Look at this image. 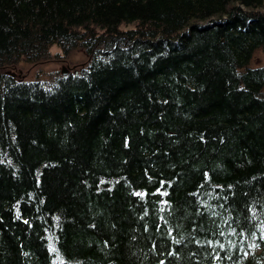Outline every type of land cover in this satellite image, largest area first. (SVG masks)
I'll list each match as a JSON object with an SVG mask.
<instances>
[{
	"label": "trees",
	"instance_id": "trees-1",
	"mask_svg": "<svg viewBox=\"0 0 264 264\" xmlns=\"http://www.w3.org/2000/svg\"><path fill=\"white\" fill-rule=\"evenodd\" d=\"M263 2L0 0V264H264Z\"/></svg>",
	"mask_w": 264,
	"mask_h": 264
},
{
	"label": "rangeland",
	"instance_id": "rangeland-1",
	"mask_svg": "<svg viewBox=\"0 0 264 264\" xmlns=\"http://www.w3.org/2000/svg\"><path fill=\"white\" fill-rule=\"evenodd\" d=\"M261 11H264V2ZM133 28V24L128 26H120L119 29L126 31ZM98 31V30H97ZM102 31H99L101 33ZM50 57L42 59L40 62H20L17 64V71L14 72V76L27 80H45L49 79L56 73H62V71H72L71 65L79 66L85 65L87 55L82 47L73 48L68 53H64L57 45H52L49 48ZM71 52V53H70ZM43 62V63H42ZM264 64V52L261 49L253 51L250 61L248 62L249 68L260 67ZM76 68V67H75ZM16 73V74H15Z\"/></svg>",
	"mask_w": 264,
	"mask_h": 264
},
{
	"label": "bare ground",
	"instance_id": "bare-ground-1",
	"mask_svg": "<svg viewBox=\"0 0 264 264\" xmlns=\"http://www.w3.org/2000/svg\"><path fill=\"white\" fill-rule=\"evenodd\" d=\"M203 18H205V17H203ZM211 18H212V17H211ZM196 19H197V18H196ZM198 19H199V18H198ZM201 19H202V18H201ZM201 19H200V20H201ZM197 22H198V21H197ZM197 22H196V23H197ZM203 23H204V22H203ZM193 26H194V25H193ZM189 28H190V27H189ZM102 45H103V44H102ZM102 45H101V46H102ZM59 46H60V45H59ZM59 46H58V47H59ZM96 47H97V46H96ZM70 53H71V52H70ZM88 58H89V57H88ZM89 61H90V60H89ZM37 62H38V61H37ZM39 62H40V60H39ZM42 63H43V62H42ZM72 71H73V70H72ZM11 74L13 75L14 72H11ZM15 74H16V73H15ZM62 74H63V71H62ZM66 74H67V73H65V74H63V75H66Z\"/></svg>",
	"mask_w": 264,
	"mask_h": 264
},
{
	"label": "water",
	"instance_id": "water-1",
	"mask_svg": "<svg viewBox=\"0 0 264 264\" xmlns=\"http://www.w3.org/2000/svg\"><path fill=\"white\" fill-rule=\"evenodd\" d=\"M66 73V71H63V74H65Z\"/></svg>",
	"mask_w": 264,
	"mask_h": 264
}]
</instances>
